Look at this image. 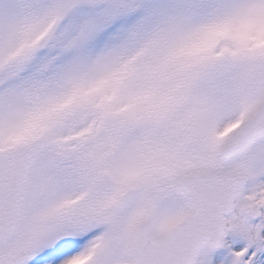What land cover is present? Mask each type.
Returning a JSON list of instances; mask_svg holds the SVG:
<instances>
[{
	"label": "snow or ice",
	"instance_id": "1",
	"mask_svg": "<svg viewBox=\"0 0 264 264\" xmlns=\"http://www.w3.org/2000/svg\"><path fill=\"white\" fill-rule=\"evenodd\" d=\"M0 264H264V0H0Z\"/></svg>",
	"mask_w": 264,
	"mask_h": 264
}]
</instances>
